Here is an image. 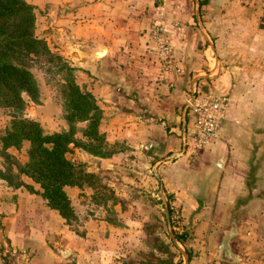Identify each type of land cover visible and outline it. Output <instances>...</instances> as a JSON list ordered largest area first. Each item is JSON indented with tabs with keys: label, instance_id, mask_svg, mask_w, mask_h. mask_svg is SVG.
Returning <instances> with one entry per match:
<instances>
[{
	"label": "crops",
	"instance_id": "0c3cea01",
	"mask_svg": "<svg viewBox=\"0 0 264 264\" xmlns=\"http://www.w3.org/2000/svg\"><path fill=\"white\" fill-rule=\"evenodd\" d=\"M54 5L56 20L65 25L59 29L69 35L60 52L91 75L89 89L101 109L98 128L107 146L116 147L102 159L103 173L118 185H158L181 209L183 224L196 237L197 255L189 264H264V3ZM154 30L163 38H153ZM159 39L171 47L163 71L156 58ZM217 95L228 100L219 134L196 146L190 103ZM128 171L134 176L126 177ZM24 182L33 192L0 185V264H121L120 226L109 228L87 215L73 230L36 193V183ZM71 190L78 191L65 187ZM233 219L231 248L239 261L216 260L212 253Z\"/></svg>",
	"mask_w": 264,
	"mask_h": 264
},
{
	"label": "rangeland",
	"instance_id": "374dc122",
	"mask_svg": "<svg viewBox=\"0 0 264 264\" xmlns=\"http://www.w3.org/2000/svg\"><path fill=\"white\" fill-rule=\"evenodd\" d=\"M25 1L33 6V35L46 42L51 56L40 54L25 58L24 65L35 80L38 96L36 101H33L25 93L21 94L25 103L21 115L37 121L45 133L61 131L68 127L64 119V91L67 87V78L72 79L81 90L91 93L89 89L91 75H85V71L80 72L77 67L71 65L69 58L60 52L62 50L60 43L68 41L69 35L59 29L65 25L56 20L60 14L58 10V13L54 10L57 8L54 5L57 0ZM62 8L65 15L71 7L67 5ZM56 54L61 56V59L55 58ZM63 65L72 67V70L68 72ZM10 113L9 109L0 108V136L9 124ZM75 127V137L85 139L80 131L84 123L75 122ZM98 130L101 133L99 128ZM102 145L103 151L109 152L108 156H95L81 147L71 145L66 154V157L82 171L90 172L94 176L91 183L83 182L82 186L77 188L78 191L71 190L69 193L66 191L74 213V217L67 225L78 231L76 225L83 222L87 215H94L95 219L105 221L109 228L115 229L120 226L123 232L119 233L118 244L119 248L120 246L122 248L119 249L122 253L119 255L121 264H189L190 259L197 255L194 246L196 237L187 227L189 224L184 225L186 218L182 217L181 209L167 202L168 197L164 198L161 195L158 185L152 186L150 183L142 185V182L140 185L132 183L129 185V182L118 185L119 180H111L103 173L104 169L100 165L102 159L109 157L116 147L103 143ZM27 147L28 143L23 141L19 148L9 147L6 151L12 159L24 163L27 160ZM5 164L6 160L0 154V167L4 168ZM128 172L126 177L134 176L133 171ZM20 179L22 182H33L23 174H20ZM2 184H6V181L0 179V185ZM101 228L104 226L101 225ZM177 236L183 237L184 240L179 241Z\"/></svg>",
	"mask_w": 264,
	"mask_h": 264
},
{
	"label": "trees",
	"instance_id": "16d2710c",
	"mask_svg": "<svg viewBox=\"0 0 264 264\" xmlns=\"http://www.w3.org/2000/svg\"><path fill=\"white\" fill-rule=\"evenodd\" d=\"M33 22L32 4L25 0H0V108L11 111L9 124L0 136V154L7 163L0 167V179L9 187L24 186L33 192L32 187L22 182L20 174L29 177L38 184L36 193L45 204L69 223L74 213L65 187L79 188L83 182L91 183L94 177L66 157L70 145L99 157L108 156L109 152L103 151L102 143L106 142L98 130L101 109L92 94L81 90L72 79L67 78L64 91L67 129L45 133L37 121L21 115L25 104L21 94L33 101L38 96L35 80L24 65L25 58L51 56L46 42L33 35ZM54 57L61 59L58 54ZM63 66L68 72L72 70ZM75 122L84 123L80 131L85 139L75 137ZM23 141L28 143L27 160L19 163L6 149L19 148Z\"/></svg>",
	"mask_w": 264,
	"mask_h": 264
},
{
	"label": "built area",
	"instance_id": "2783aa9c",
	"mask_svg": "<svg viewBox=\"0 0 264 264\" xmlns=\"http://www.w3.org/2000/svg\"><path fill=\"white\" fill-rule=\"evenodd\" d=\"M264 3V0H259ZM153 38H163L159 36V30H154ZM157 60L161 69L168 68L171 63V47L166 39L156 41ZM228 105L227 97L224 95L201 96L191 101V111L193 114V139L196 146H202L214 140L219 134V124Z\"/></svg>",
	"mask_w": 264,
	"mask_h": 264
},
{
	"label": "water",
	"instance_id": "95a60500",
	"mask_svg": "<svg viewBox=\"0 0 264 264\" xmlns=\"http://www.w3.org/2000/svg\"><path fill=\"white\" fill-rule=\"evenodd\" d=\"M236 233V221L235 219H233L231 226L228 229L224 230L219 244L212 253V257L214 259L230 263L239 261V255L235 253L231 248V239L235 236Z\"/></svg>",
	"mask_w": 264,
	"mask_h": 264
},
{
	"label": "bare ground",
	"instance_id": "6f19581e",
	"mask_svg": "<svg viewBox=\"0 0 264 264\" xmlns=\"http://www.w3.org/2000/svg\"><path fill=\"white\" fill-rule=\"evenodd\" d=\"M97 56H98V54H97Z\"/></svg>",
	"mask_w": 264,
	"mask_h": 264
}]
</instances>
